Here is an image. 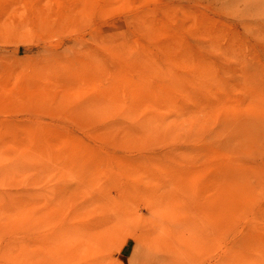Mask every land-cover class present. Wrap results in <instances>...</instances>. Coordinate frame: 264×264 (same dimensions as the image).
<instances>
[{
	"label": "rangeland",
	"instance_id": "374dc122",
	"mask_svg": "<svg viewBox=\"0 0 264 264\" xmlns=\"http://www.w3.org/2000/svg\"><path fill=\"white\" fill-rule=\"evenodd\" d=\"M0 264H264V0H0Z\"/></svg>",
	"mask_w": 264,
	"mask_h": 264
},
{
	"label": "bare ground",
	"instance_id": "6f19581e",
	"mask_svg": "<svg viewBox=\"0 0 264 264\" xmlns=\"http://www.w3.org/2000/svg\"><path fill=\"white\" fill-rule=\"evenodd\" d=\"M155 246V243L152 242V244H148L147 245L145 244L144 245V252H143V259H142V262H144L145 260H147L148 258H150V256L152 255L153 253V250H155L154 247Z\"/></svg>",
	"mask_w": 264,
	"mask_h": 264
}]
</instances>
